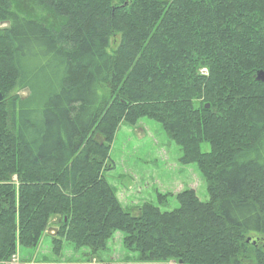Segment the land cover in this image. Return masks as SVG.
I'll list each match as a JSON object with an SVG mask.
<instances>
[{"label":"trees","instance_id":"obj_1","mask_svg":"<svg viewBox=\"0 0 264 264\" xmlns=\"http://www.w3.org/2000/svg\"><path fill=\"white\" fill-rule=\"evenodd\" d=\"M1 24L0 263L60 218L91 255L122 233L140 263L264 264V0H0ZM142 119L209 201L123 208L105 165Z\"/></svg>","mask_w":264,"mask_h":264},{"label":"rangeland","instance_id":"obj_2","mask_svg":"<svg viewBox=\"0 0 264 264\" xmlns=\"http://www.w3.org/2000/svg\"><path fill=\"white\" fill-rule=\"evenodd\" d=\"M5 27L6 24L0 25L1 29ZM20 95L26 97L28 93L23 91ZM203 151H209L207 144ZM182 157L180 146L169 139L159 123L142 119L133 127L121 125L111 144L105 177L123 208L133 215L145 203H152L163 212L178 209L176 196L190 189L200 201H209L207 183L198 165H184ZM59 226L60 218H53L35 248L20 249L8 262L0 264H148L140 263L137 253L125 249L122 233L114 236L106 251L96 255L68 243L56 247L53 244Z\"/></svg>","mask_w":264,"mask_h":264},{"label":"water","instance_id":"obj_3","mask_svg":"<svg viewBox=\"0 0 264 264\" xmlns=\"http://www.w3.org/2000/svg\"><path fill=\"white\" fill-rule=\"evenodd\" d=\"M258 81H261L264 83V73L260 72L257 78ZM2 101V97L0 95V102ZM206 109H209V105L206 106Z\"/></svg>","mask_w":264,"mask_h":264}]
</instances>
